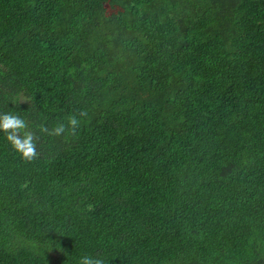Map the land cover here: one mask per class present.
<instances>
[{
  "label": "trees",
  "instance_id": "trees-1",
  "mask_svg": "<svg viewBox=\"0 0 264 264\" xmlns=\"http://www.w3.org/2000/svg\"><path fill=\"white\" fill-rule=\"evenodd\" d=\"M4 114L0 264H264V0H0Z\"/></svg>",
  "mask_w": 264,
  "mask_h": 264
},
{
  "label": "clouds",
  "instance_id": "clouds-1",
  "mask_svg": "<svg viewBox=\"0 0 264 264\" xmlns=\"http://www.w3.org/2000/svg\"><path fill=\"white\" fill-rule=\"evenodd\" d=\"M68 126L75 129L78 126L77 118L70 117L68 119ZM25 128V121L18 116L12 114L0 115V131L5 133L12 148L20 153L22 158L30 160L35 155V147L30 132L24 131L23 135L19 134L20 130H24ZM51 132L55 135H60L65 132V125L61 123L58 127L52 129ZM77 264H106V260L102 255H82L78 258Z\"/></svg>",
  "mask_w": 264,
  "mask_h": 264
}]
</instances>
